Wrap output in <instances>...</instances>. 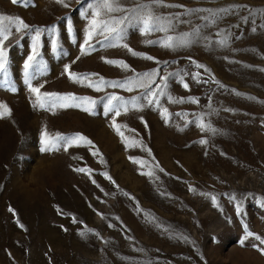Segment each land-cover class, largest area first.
<instances>
[{
	"label": "rangeland",
	"instance_id": "374dc122",
	"mask_svg": "<svg viewBox=\"0 0 264 264\" xmlns=\"http://www.w3.org/2000/svg\"><path fill=\"white\" fill-rule=\"evenodd\" d=\"M87 4L0 0V15L30 26H13L3 44L0 104L11 115L0 118V264H264L255 239H264V0H164L156 13L185 22L167 33L130 27L112 46L96 35L83 54ZM35 28L33 86L93 105L33 107L24 64ZM197 29L190 46H162ZM145 73L150 92L129 90ZM111 96L140 107L117 116ZM45 130L92 146L41 151Z\"/></svg>",
	"mask_w": 264,
	"mask_h": 264
},
{
	"label": "snow or ice",
	"instance_id": "6c2138e0",
	"mask_svg": "<svg viewBox=\"0 0 264 264\" xmlns=\"http://www.w3.org/2000/svg\"><path fill=\"white\" fill-rule=\"evenodd\" d=\"M58 3H63V0H57ZM13 3H19V0H13ZM126 0H88L87 8L88 11L85 13V16L90 17L89 19V28L86 33V38L84 44L81 45V52L83 54H87L85 52V46H91L89 41L93 38V36L100 35L104 37V41L108 43L109 46H112L114 42L118 43L123 40L124 34L127 28H136L142 34H148L153 31H161L164 33L169 32L174 29V20L179 22V16L177 17H165L163 15L157 14L154 5L156 7L165 6L164 0H150V3H140L138 0H133V6L127 7L125 6ZM65 7L68 5L65 4ZM168 7L178 6V5H166ZM189 11H200V10H189ZM120 13L122 15H115ZM205 19H208L205 17ZM215 23L214 20L211 21ZM13 26H15V31L20 32L22 30H29L30 26L25 23L20 18H13L10 16L0 15V75L7 74V52L5 51L3 44L4 41L9 39V36L12 32ZM50 31H54L55 29H49ZM42 29L35 28V35L32 39V55H29L27 61L24 64V73H25V83L28 85V89L30 93L34 94L35 101L33 103V107L45 108V107H61L68 108L77 106L79 107L81 104H90L93 105L95 101H92L90 98H82L80 100V104H74L71 102L77 101V97L73 94H60V93H52V92H41V88L43 85L39 87L33 86L31 83L34 78V74L30 73V69L33 68L34 63L37 60L38 52L37 48L40 43V34ZM199 30L197 29L193 33H183L179 36H171L168 35L166 40L163 42L164 47L166 48H175V47H187L190 46L193 42L191 37L194 35H198ZM152 43V41H149ZM220 44H226L227 40L222 39L219 41ZM55 41H53V47H55ZM124 47H127L125 44ZM129 51H132L129 49ZM133 55H141L139 53H132ZM147 59H154L153 57H145ZM108 63H120L117 61H107ZM198 67H202L201 65H197ZM68 65L65 66V72H68L69 78L73 79L74 82L79 81L81 78L76 76L73 73L69 72ZM127 67V65H124ZM166 79V78H164ZM151 80V74L145 73L144 78L139 81H129L130 85L129 90H131V86H138L142 88H146L149 92L151 89V84L147 83V81ZM91 86V85H90ZM187 88V84L184 85ZM15 91V89H13ZM152 96H155L156 93H151ZM147 99V97H145ZM120 98L116 96H111L108 99L106 104V108L108 111H114L115 115H120V107H125L128 103H131L135 107H140L138 104L137 98H133L131 101H124L121 105H113V101H119ZM152 100H148V103H152ZM84 111H89V108L85 107ZM167 110H165L166 112ZM11 109L6 104H0V118L4 116H10ZM113 126L115 127L117 133L121 135L123 138V133L120 131V126L115 124L113 121ZM200 127L203 128L205 125L203 123L200 124ZM212 131H215L212 129ZM80 142L92 146V141L87 139L85 136L77 133L73 136H64L59 133L55 135V137H50L47 131L42 132L41 143L44 147L41 148V151L52 150L56 145L63 144L64 150L67 151L68 146H72L75 144L76 146H80ZM201 143H207V141H200ZM94 147V146H93ZM98 150L93 152V155H98ZM78 172H84L86 169L77 168L75 169ZM151 175V173H148ZM191 190V189H190ZM213 204L216 203V197H211ZM264 206V203H262ZM239 210V208H238ZM23 227V225H21ZM91 231V230H90ZM254 234L252 232L246 233V238L251 237ZM255 239L260 241L261 245H264V239H261L260 236H255ZM243 243V241H241ZM262 254H264V247L259 249Z\"/></svg>",
	"mask_w": 264,
	"mask_h": 264
}]
</instances>
